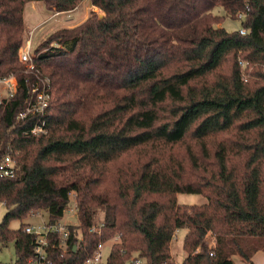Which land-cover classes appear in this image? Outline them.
I'll return each instance as SVG.
<instances>
[{
	"label": "trees",
	"instance_id": "16d2710c",
	"mask_svg": "<svg viewBox=\"0 0 264 264\" xmlns=\"http://www.w3.org/2000/svg\"><path fill=\"white\" fill-rule=\"evenodd\" d=\"M30 1L67 12L83 0H0V75L48 83L51 94L46 135L25 134L15 118L23 94L0 107V149L18 151V175L0 181V239L15 241L19 264H29L35 238L10 221L37 210L58 221L72 193L70 246L53 252L54 264H79L118 234L111 264L135 255L175 264L181 228L182 264H234L236 255L254 264L264 249L248 243L264 239V0H90L104 15L55 31L27 71L18 53ZM226 18L246 33L229 32ZM53 41L60 47L45 49ZM179 193L207 202L179 203ZM101 222V237L89 232Z\"/></svg>",
	"mask_w": 264,
	"mask_h": 264
},
{
	"label": "built area",
	"instance_id": "2783aa9c",
	"mask_svg": "<svg viewBox=\"0 0 264 264\" xmlns=\"http://www.w3.org/2000/svg\"><path fill=\"white\" fill-rule=\"evenodd\" d=\"M237 17L243 19L246 17V13L241 12ZM36 30L37 28L28 32L29 37L24 40L18 53L19 61L27 67V71L34 69V60L37 53L33 49V37ZM240 32L245 34L246 29L242 28ZM53 46V48H58L60 44L58 43V45ZM49 87L50 85L48 83H44L41 87L30 84L28 81L26 86L23 87L19 77L15 74L0 75V107L6 106L19 95L23 94V107L17 111L15 118L25 122L26 125L23 128L25 134L31 136L46 135L50 131L47 119V112L51 101ZM17 154L18 151L14 149L11 143L7 144L3 149H0V181L12 179L18 175ZM73 194L75 195V193ZM0 203L5 204V201L0 199ZM76 211L77 205L74 196L60 220L51 221L48 218L47 221H43V223L38 225H32L30 223L24 225V232L35 238L33 241V250L27 259L29 264H54L53 252L55 250L67 251L70 246L69 239L72 234L71 221L75 217ZM66 212H69L67 218L65 217ZM32 215H35V211L30 212V217ZM104 226L105 222L94 224L90 227L89 232L101 237ZM78 235L81 237V230ZM120 240V234L108 240L101 239L97 243L93 253L79 264H111L109 262V256L114 244ZM74 248L78 249V244H75ZM5 264H19V262L16 257L14 262ZM123 264H146V261L144 258L135 255L130 261Z\"/></svg>",
	"mask_w": 264,
	"mask_h": 264
},
{
	"label": "rangeland",
	"instance_id": "374dc122",
	"mask_svg": "<svg viewBox=\"0 0 264 264\" xmlns=\"http://www.w3.org/2000/svg\"><path fill=\"white\" fill-rule=\"evenodd\" d=\"M88 8L90 9V0H83L77 10L61 12L60 14L55 15L47 21V18L52 15L54 11L48 10L44 6V2L42 1L28 2L24 8V20L26 26L25 40L29 37L28 29L40 25L35 31V35L33 37V49H36L40 43L46 40L51 34H53L58 29L65 27H73L82 23L87 18L86 11L88 10ZM92 11H95L98 16L104 15V12L98 7L94 6L93 9L88 12H90L91 14ZM213 13L217 15H223L224 10L220 6H217L216 8H214ZM220 25L225 27L229 32H232L234 30L241 29L242 22L239 19L231 20L229 18H226L224 22ZM53 45H58V43L56 41H53L46 45L45 49L52 48L54 47ZM74 196L75 195L72 193L70 196L71 199L74 198ZM178 201L179 203L204 204L207 202V198L200 194L179 193ZM6 212L7 206L3 203H0V223L2 222ZM68 215L69 212H66L65 217L67 218ZM48 218L49 217L46 212H44L43 210H37L35 211L34 216L32 215V217H30L29 214V216L26 217L23 221L17 219L10 221L9 228L13 230L19 229L22 223L38 225L43 223V221H47ZM186 232L187 228H181L177 230L171 242L170 251L175 264H182L183 259L187 256V252L183 248ZM205 240L209 248H214L216 246V237L211 232L206 235ZM248 243L252 247H254V245L264 247V239L252 238L251 242ZM199 251L200 247H198L194 253H198ZM15 259V241L7 242L0 239V263H11L14 262ZM233 259L234 264H250L238 255L234 256Z\"/></svg>",
	"mask_w": 264,
	"mask_h": 264
},
{
	"label": "crops",
	"instance_id": "0c3cea01",
	"mask_svg": "<svg viewBox=\"0 0 264 264\" xmlns=\"http://www.w3.org/2000/svg\"><path fill=\"white\" fill-rule=\"evenodd\" d=\"M81 4V3H80ZM79 4V5H80ZM79 5L74 9V10H77L78 9V7H79ZM44 6H45V4H44ZM46 7V6H45ZM93 5H92V3H91V1H90V9L88 8V10L86 11V14H87V17H88V15L90 14V12H88V11H91L92 9H93ZM61 12H54L52 15H50L48 18H47V21L50 19V18H52V17H54L55 15H58V14H60ZM40 25H37V26H34L33 28H31V29H28V32L29 31H31L32 29H36V28H38ZM252 262L254 263V264H264V249H258V250H256L253 254H252Z\"/></svg>",
	"mask_w": 264,
	"mask_h": 264
},
{
	"label": "water",
	"instance_id": "95a60500",
	"mask_svg": "<svg viewBox=\"0 0 264 264\" xmlns=\"http://www.w3.org/2000/svg\"><path fill=\"white\" fill-rule=\"evenodd\" d=\"M103 15H101V17H102Z\"/></svg>",
	"mask_w": 264,
	"mask_h": 264
}]
</instances>
